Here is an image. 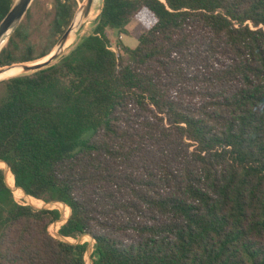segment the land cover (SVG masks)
Listing matches in <instances>:
<instances>
[{
  "label": "trees",
  "instance_id": "1",
  "mask_svg": "<svg viewBox=\"0 0 264 264\" xmlns=\"http://www.w3.org/2000/svg\"><path fill=\"white\" fill-rule=\"evenodd\" d=\"M81 2L33 0L0 68L46 57ZM0 163V264H85L9 186L67 207L92 264H264V0H102L53 64L0 81Z\"/></svg>",
  "mask_w": 264,
  "mask_h": 264
},
{
  "label": "rangeland",
  "instance_id": "2",
  "mask_svg": "<svg viewBox=\"0 0 264 264\" xmlns=\"http://www.w3.org/2000/svg\"><path fill=\"white\" fill-rule=\"evenodd\" d=\"M81 5H82V2L79 4V6H81ZM101 5H102V0H94L93 1V5H92L90 13H89L90 14L89 22L87 23L86 26L83 25L79 38L86 36V35L91 33V31L94 27L95 19L97 18L98 14L100 12ZM76 19H78V15L76 16ZM144 29L145 28L138 21L133 20L126 27V30L128 33L127 36H122V38H120V41H122L124 46H126L128 48H134L137 44V37L140 35V33ZM115 41H116V36L113 34V35H111L112 50L115 51L116 53H118L119 55L124 56L120 50H118L114 47ZM0 168L3 169L4 174L6 176V172H5L6 169L2 166L1 163H0ZM9 179H10V177H9ZM7 185H8V183H7ZM9 187L12 190L14 200L18 204L28 205L34 209H42V208L57 209L60 213V219L57 222H54L49 226V228H48L49 233L54 238L61 239V240L68 242L70 244L84 245V247H85L84 252H83L84 262H85V264H92L94 241L89 236L83 235V236H77L74 239H72V238L65 239V238H62L58 234L59 227L65 222V220L67 219V217L69 215V209H67V207H65L63 204H60V203H59L60 205H58V204L53 205L52 203L46 204V203H43L42 201L41 202H34L35 199L30 200L28 197H25V196L17 193L16 190L13 189L12 186H9Z\"/></svg>",
  "mask_w": 264,
  "mask_h": 264
},
{
  "label": "water",
  "instance_id": "3",
  "mask_svg": "<svg viewBox=\"0 0 264 264\" xmlns=\"http://www.w3.org/2000/svg\"><path fill=\"white\" fill-rule=\"evenodd\" d=\"M32 1L33 0H14L11 7L8 9L6 14L0 20V50L7 42L9 36L12 34V32L15 30V28L19 25V23L23 19ZM93 1L94 0H82V5L78 7L71 24L64 31V33L62 34V36L56 43L53 50L46 57H44V58H47L45 61L32 63L29 65L27 64L12 65V66L21 67L22 72L20 75L33 73L38 70H41L53 64L59 57L63 55L66 42L72 36H78L80 34L83 25H85L89 17V13L93 5ZM77 15H78V19H76ZM12 66L0 68V73H2L5 69H8L9 67H12Z\"/></svg>",
  "mask_w": 264,
  "mask_h": 264
},
{
  "label": "bare ground",
  "instance_id": "4",
  "mask_svg": "<svg viewBox=\"0 0 264 264\" xmlns=\"http://www.w3.org/2000/svg\"><path fill=\"white\" fill-rule=\"evenodd\" d=\"M90 19V14H89V17L85 23L84 26L87 25L88 21ZM80 34L78 36H72L65 44V47H64V51H63V54L66 52V50L69 48V46L71 44H73V42L79 38ZM47 58H43L42 60H39L37 62H42V61H45ZM35 62V63H37ZM29 65V64H28ZM21 67L20 66H12V67H9L8 69H5L2 73H0V81L1 80H4V79H7L9 77H13V76H17V75H20L21 74ZM7 171V170H5ZM8 172V171H7ZM11 184H12V180L10 181ZM14 189V188H13Z\"/></svg>",
  "mask_w": 264,
  "mask_h": 264
}]
</instances>
